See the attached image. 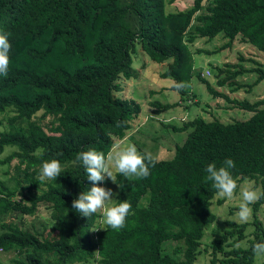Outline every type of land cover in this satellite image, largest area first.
<instances>
[{
  "label": "trees",
  "instance_id": "obj_1",
  "mask_svg": "<svg viewBox=\"0 0 264 264\" xmlns=\"http://www.w3.org/2000/svg\"><path fill=\"white\" fill-rule=\"evenodd\" d=\"M203 1L167 11L165 0H0V31L8 33L10 42L8 71L0 75V113L14 111L11 125L39 111L56 114L62 127L54 136L33 121L26 130L0 131V155L13 148L0 158V166L15 159L20 174L13 185L0 180V214L33 215L46 203L52 219L50 230L41 231L0 222V251L24 256L13 257L11 264H77L95 256L100 264H192L205 228L216 218L211 209L216 191L204 181V168L210 162L220 166L225 158L234 161L230 171L236 181L258 184L259 198L250 204L251 221L228 220V228L211 239L209 263L255 264L251 245L264 241V225L256 216L264 203V96L252 102L231 98L204 78L212 97L251 111V116L230 122L195 116L172 124L173 131L188 132L171 159L153 158L149 175L140 179L114 173L120 185L116 199L131 205L118 231L98 228V212L87 219L71 209L72 199L91 186L77 153L90 148L108 153L113 137L122 138L140 111L136 101L115 94L121 90L120 76L136 75L135 42L151 60H171L162 76L174 79L180 94L189 88V46L197 37L210 40L221 33L226 38L222 47H231L238 36L264 52V0H207L205 10ZM253 61L255 67L239 64L235 71L226 70L227 77L255 72L252 85L257 84L264 66ZM177 83L183 87L176 88ZM229 83L235 84L231 92L242 86ZM52 158L62 165L60 175L39 180L41 162ZM167 240L182 241V248L173 249L181 258L162 251Z\"/></svg>",
  "mask_w": 264,
  "mask_h": 264
},
{
  "label": "rangeland",
  "instance_id": "obj_2",
  "mask_svg": "<svg viewBox=\"0 0 264 264\" xmlns=\"http://www.w3.org/2000/svg\"><path fill=\"white\" fill-rule=\"evenodd\" d=\"M165 1L167 2L165 4L167 11L185 9L193 3V0ZM207 4L208 1L204 0L203 10H205ZM225 42L226 38L221 33H218L210 40L206 37H197L194 43L189 46L192 51V71L189 79V88L185 86L187 93L184 94L178 93L173 88L175 84L174 79L162 76V72L171 60L157 63L148 57L140 48L138 42H135L131 56L133 68L136 69V75L131 78L120 76L117 81L121 90L115 92V94L122 98L136 101L140 105V111L131 120L130 127L125 131L122 138L113 137L111 149L115 144L125 147L130 142L135 145L139 152H150L155 160L171 159L174 154L175 145L181 144L184 141L188 130L173 131L170 125H180L195 116H201L207 121L218 119L222 122L249 118L252 114L251 111L241 109L221 97H212L206 87V82L217 90L227 93L231 98L239 100L247 99L250 102L261 98L264 96V78L257 84L252 85L257 73L244 72L235 77H227L229 74L226 70L235 71L238 68L236 65L239 64L248 69L255 67L253 60L258 61L264 66V52L249 43H241L238 36L235 37L231 47H222ZM219 69L223 71H219ZM206 71H209V73L207 74ZM224 77H227V81L222 85H218V80ZM201 78H204L206 82L201 80ZM230 80L235 81V83H241L242 86L231 92L230 88L235 84H230ZM156 102L172 106L162 108L155 104ZM13 115L14 111L12 109H7L5 112L0 113V131L8 130L11 127L26 130L28 123L33 121L40 124L50 135L54 136L62 132V127L58 123V115L56 114L45 115L42 111H39L30 119L21 118L11 125L8 119ZM12 150L13 148L11 147L6 148L0 155V158ZM113 172L115 173L114 169ZM18 173L17 160L15 159L8 165L0 166V180L6 181L10 185L14 184L13 177H19L20 174L18 175ZM101 183L104 187L111 188L117 196L118 188L115 183L108 179H105ZM40 185L43 186L42 184ZM241 186H249L256 189L257 192L259 191V186L254 180L245 179L237 181V189L234 190V195L231 199L220 197L217 194L214 196L211 209L215 213L216 218L205 228L201 239V252L192 264H210V248L207 245L212 238L219 236L228 228V220L244 222L240 221L236 216L239 202L238 193ZM147 199L148 193L144 197H141V204H145ZM219 199L222 200L221 203L217 202ZM256 216L264 225V203L259 207ZM252 218L253 212L250 206V217L247 221H251ZM2 221H14L20 227L31 231H41L43 228L50 230L52 224L51 209L46 203H41L33 215H26L21 212H8L0 214V222ZM101 226L99 213L97 227ZM251 229L252 227L248 226L246 233L248 234ZM242 243L245 244L246 241L243 240ZM161 247L164 253L181 258V254L175 253L173 249L176 247L182 248V241L167 240L162 243ZM13 257L24 259L23 255L16 256L12 252L0 251V261L3 264H11ZM97 259V256H95L94 258H89L84 263L77 264H100ZM263 259L256 257L255 264H258ZM67 264H70V262Z\"/></svg>",
  "mask_w": 264,
  "mask_h": 264
},
{
  "label": "clouds",
  "instance_id": "obj_3",
  "mask_svg": "<svg viewBox=\"0 0 264 264\" xmlns=\"http://www.w3.org/2000/svg\"><path fill=\"white\" fill-rule=\"evenodd\" d=\"M9 50L8 33L0 31V75L8 71ZM175 87L179 89L183 85L177 83ZM75 159L82 167L85 178L91 182V186L87 187L86 191H80L72 199L71 209L87 219L99 212L102 225L99 228L105 229L104 226H106L116 231L123 228L126 217L131 214L130 203L126 199H116V194L111 188H106L102 183L97 182L108 179L120 187L116 183L113 169L115 173L126 179L147 177L153 163L152 154L148 151L139 152L135 145L129 142L125 147H121L120 144L113 145L106 154L90 148L77 153ZM234 166L233 159L225 158L220 166L210 162L204 168L206 174L203 177L204 181L210 182L211 187L220 197L231 199L234 190L237 189V181L230 171ZM61 171L62 165L59 160L55 158L44 160L39 166L38 179L41 181L56 180ZM238 196L236 216L240 221H247L250 217V204L259 198V194L252 187L241 186ZM251 250L257 258H264V241L252 244Z\"/></svg>",
  "mask_w": 264,
  "mask_h": 264
},
{
  "label": "built area",
  "instance_id": "obj_4",
  "mask_svg": "<svg viewBox=\"0 0 264 264\" xmlns=\"http://www.w3.org/2000/svg\"><path fill=\"white\" fill-rule=\"evenodd\" d=\"M206 73L208 74V73H209V71H206Z\"/></svg>",
  "mask_w": 264,
  "mask_h": 264
},
{
  "label": "crops",
  "instance_id": "obj_5",
  "mask_svg": "<svg viewBox=\"0 0 264 264\" xmlns=\"http://www.w3.org/2000/svg\"><path fill=\"white\" fill-rule=\"evenodd\" d=\"M252 113V112H251Z\"/></svg>",
  "mask_w": 264,
  "mask_h": 264
}]
</instances>
